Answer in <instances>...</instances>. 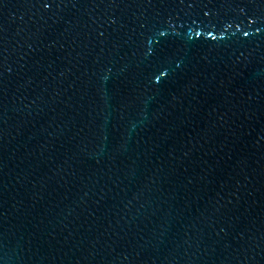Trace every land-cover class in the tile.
I'll return each instance as SVG.
<instances>
[{
  "label": "water",
  "instance_id": "water-1",
  "mask_svg": "<svg viewBox=\"0 0 264 264\" xmlns=\"http://www.w3.org/2000/svg\"><path fill=\"white\" fill-rule=\"evenodd\" d=\"M0 264H264V0H0Z\"/></svg>",
  "mask_w": 264,
  "mask_h": 264
}]
</instances>
